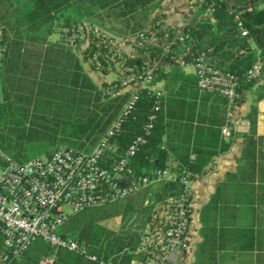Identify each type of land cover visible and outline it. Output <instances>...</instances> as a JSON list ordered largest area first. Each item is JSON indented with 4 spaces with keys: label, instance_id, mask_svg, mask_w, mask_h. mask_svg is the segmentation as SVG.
Wrapping results in <instances>:
<instances>
[{
    "label": "trees",
    "instance_id": "trees-1",
    "mask_svg": "<svg viewBox=\"0 0 264 264\" xmlns=\"http://www.w3.org/2000/svg\"><path fill=\"white\" fill-rule=\"evenodd\" d=\"M163 1L0 0V125L17 127L16 137L0 135V147L8 159L22 164L49 156L60 146L89 152L121 115L131 92L120 91L117 77L112 81H93L83 61L104 77L115 71L121 61L124 67L140 71L146 55L160 59L150 85L162 83L163 94L156 97L147 88L135 92L133 110L112 139L117 148L107 154L109 162L116 161L133 139L142 138L143 143L129 159V166L137 175L162 169L169 160L177 165V178L184 172L198 175L215 157L228 152L234 136H246L233 130L229 137L221 135V128L230 119L228 101L218 94L200 91L196 78L185 73L177 59L186 54V48L190 53L204 52L210 57L211 66L241 78L257 59H264V7L259 6L264 0H208L213 4L214 22L200 18L206 5L198 8L185 31L189 40L184 46L176 45L167 52L160 45L135 47V55L123 53L118 60L105 39L125 40L147 34L149 29H154L159 37L165 30L171 33L164 23L150 21ZM230 10H234L232 15H228ZM236 12H240L247 37L241 38L235 31ZM80 22L97 26L110 36L102 34L97 44L98 38L90 35L92 29L90 42L79 52L80 43L71 44L67 37ZM55 33L58 38L51 41L49 38ZM249 39L257 40L260 57L249 49ZM241 49L246 54H239ZM252 83L240 79L237 94ZM252 118L249 144L250 135L254 134V114ZM170 130L182 132L180 145L168 146ZM169 152L175 153L174 158ZM0 166H5L1 158ZM182 191L183 186L177 182L159 184L121 202L71 216L60 228V234L75 240L94 260L63 249L54 251L46 243L36 241L19 256L8 254L3 262L6 252L0 234V264H39L41 258L53 253L52 264H132L153 205ZM149 196L153 201L150 205ZM113 218L120 219L117 231L101 226Z\"/></svg>",
    "mask_w": 264,
    "mask_h": 264
},
{
    "label": "built area",
    "instance_id": "built-area-1",
    "mask_svg": "<svg viewBox=\"0 0 264 264\" xmlns=\"http://www.w3.org/2000/svg\"><path fill=\"white\" fill-rule=\"evenodd\" d=\"M187 1L195 11L206 5L207 9L200 18L214 22L213 4L208 0ZM250 1L254 0H248V3ZM233 11H228V15H232ZM239 14L235 13L233 22L238 36L244 38L248 36V31ZM188 27L185 24L180 28H170L171 33L165 30L161 37L156 35L154 29H149L147 34L139 33L128 41H116L120 44L115 45L120 48L122 43L131 42L129 46L134 52L135 47L160 45L167 52L176 45L184 46L189 40L185 32ZM91 30V25L80 23L72 29L67 41L71 44L88 41ZM251 42L252 39H249L248 44ZM260 54L258 49L257 56L260 57ZM153 58L146 55L145 66L140 71L124 67L119 59L121 62L115 67V74L122 86L120 91H130L131 97L121 115L111 122L103 137L89 152H77L60 146L49 156L42 155L22 164L3 157L5 166L0 169V234L6 252L2 257L3 262L8 254L19 256L36 241L46 243L54 251L63 249L94 260L75 240L60 234V228L72 215L121 202L132 194L159 184L177 182L183 186V191L154 204L132 264H182L187 246L190 185L197 175L184 172L177 178V165L173 160H169L162 169H152L143 175L135 174L129 166V159L143 143L140 137L128 144L124 155L118 160L109 162L107 155L117 148L112 139L133 110L137 100L135 92L147 88L156 97L163 94L161 88L150 85L152 73L160 61ZM209 63L210 57L206 53H194L192 74L196 78V86L202 92L225 98L230 107L238 97L240 79L245 83L254 82L264 71L263 58L257 59L241 78ZM150 128L151 125H148L147 129ZM231 128L229 120L221 128V135L229 137ZM54 258L53 253L41 258L39 264H52Z\"/></svg>",
    "mask_w": 264,
    "mask_h": 264
},
{
    "label": "crops",
    "instance_id": "crops-1",
    "mask_svg": "<svg viewBox=\"0 0 264 264\" xmlns=\"http://www.w3.org/2000/svg\"><path fill=\"white\" fill-rule=\"evenodd\" d=\"M259 6L264 7V3ZM196 15L187 0H164L150 21L180 28ZM248 45L257 53V40ZM189 51L186 49L184 56L190 58L192 71L185 72L184 66H179L192 74L194 53ZM124 53L135 55L133 48ZM238 53L246 54V50ZM156 86L163 88L162 83ZM253 114L254 134L249 144ZM229 116L231 130L246 136H234L228 152L215 157L191 183L182 264H264V72L240 90ZM168 135V146L181 144V131L170 130ZM169 154L174 158V152Z\"/></svg>",
    "mask_w": 264,
    "mask_h": 264
},
{
    "label": "rangeland",
    "instance_id": "rangeland-1",
    "mask_svg": "<svg viewBox=\"0 0 264 264\" xmlns=\"http://www.w3.org/2000/svg\"><path fill=\"white\" fill-rule=\"evenodd\" d=\"M92 27V26H91ZM96 27V28H95ZM95 27H92L93 29V33H91L90 35L91 36H95L97 39V44H99V39L101 38L100 36L102 34H104V37H109L110 35L104 30L102 29H99L97 26ZM94 34V35H93ZM89 35V37H90ZM58 38V35L55 33L53 35L50 36V40L51 41H54ZM113 41H109V39H105V43L107 42L108 45H110V49L111 50H114L113 51V55L119 60L121 58V55L124 53V52H131V48L129 45L131 44V42H126V43H122V47H117L116 45L117 44H120L118 42H121L120 40H117L116 39H112ZM118 41V42H116ZM90 42V39L88 38V41H84L82 43H80V45L78 46V50L79 52H81V50H84L86 48V45L87 43ZM116 44V45H115ZM119 50V51H118ZM125 50V51H123ZM119 54V55H118ZM125 54V53H124ZM189 59L190 58H186L185 56L183 57H180L178 60H177V64H179L180 66H184V71L185 72H191L192 71V67L189 65ZM83 67L85 69V71L88 72V74L90 75V77L93 79V81L95 82H100L102 80V76L100 74H97L96 72L90 70V67H89V64L86 62V61H83ZM116 71H109L108 74L106 76H104V80L105 81H112L115 79V77H118L117 75H115ZM17 130V127L16 126H13L12 124L10 125H6V126H3V124L0 125V135L4 138H9V137H16L14 131ZM0 158L3 160V157H7V155L5 154V152L3 151V148L0 147ZM0 169H1V166H0ZM149 198V205L153 203V201L150 199V196L148 197ZM151 200V201H150ZM154 206V205H153ZM153 209V208H152ZM152 211V210H151ZM73 216V215H72ZM75 216V215H74ZM120 219L119 218H113V219H110L104 223L101 224V226L104 228V229H108V230H115L117 231L120 227Z\"/></svg>",
    "mask_w": 264,
    "mask_h": 264
}]
</instances>
